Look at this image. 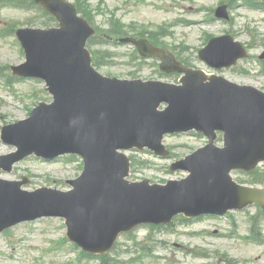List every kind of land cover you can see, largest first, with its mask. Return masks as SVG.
Returning <instances> with one entry per match:
<instances>
[{
    "label": "water",
    "instance_id": "1",
    "mask_svg": "<svg viewBox=\"0 0 264 264\" xmlns=\"http://www.w3.org/2000/svg\"><path fill=\"white\" fill-rule=\"evenodd\" d=\"M39 1L61 28L19 31L26 63L13 71L44 80L54 102L4 129V141L15 145L18 155L0 157V167L9 170L12 160L32 152L45 159L72 152L84 158L85 169L68 194L27 195L0 183V231L41 215L63 216L71 240L87 251L103 252L120 231L139 222L167 223L177 212L223 215L248 204L264 205V189L238 185L229 176L231 170L248 171L264 162L263 93L184 69L143 41L133 42L140 53L159 57L166 72L185 74L181 86L104 78L90 66L84 44L91 31L73 8L62 0ZM216 17L227 18L225 7ZM199 57L220 69L244 52L225 36L210 40ZM161 103L167 107L158 112ZM190 130L202 132L209 144L174 165L190 173L187 179L166 188L124 181L127 163L116 150L146 146L162 153L163 134ZM215 130L223 132V148L213 145ZM83 201L96 207L80 219L77 213L88 210Z\"/></svg>",
    "mask_w": 264,
    "mask_h": 264
},
{
    "label": "rangeland",
    "instance_id": "2",
    "mask_svg": "<svg viewBox=\"0 0 264 264\" xmlns=\"http://www.w3.org/2000/svg\"><path fill=\"white\" fill-rule=\"evenodd\" d=\"M70 1H79L77 5L81 11L90 13L93 27L99 31L109 36L114 33H136L145 38L156 37L161 46L170 49L179 60L189 62L191 68L207 73L213 71L197 60V51L203 48L208 36L230 34L246 46L249 59L238 63L236 70L225 69L217 74L234 83L251 85L264 91V72L254 60L263 51L264 45V12L261 10H251L239 0ZM222 2L230 5L228 23L212 21L213 11ZM40 15L36 10L22 12L4 4L0 6V32H7L11 28L43 29ZM95 50L105 56L103 59L107 65L98 70L104 76L122 80L138 78L143 81L172 82L160 79L151 64L142 65L140 69L128 65L127 55L132 51L131 46L105 45ZM22 62L24 56L14 35L0 36V127L27 119L33 107L50 99L44 83L12 79L11 67ZM241 70L247 71V74L239 72ZM10 76L9 81L7 78ZM163 143L177 154V158L164 161L142 152L131 154L147 161L149 168L130 180L148 179L156 184L179 180L185 177V173L169 174L166 172L169 165L203 147L206 142L192 137H165ZM13 151L0 141V155ZM79 174L73 163L49 165L29 159L17 163L10 174L0 171V178L14 181L26 177L30 183L24 189L28 191L40 187L64 190L63 182ZM233 178L243 179L241 175H233ZM230 216L221 219L204 217L187 227L177 226L171 232L160 235L148 227H137L132 231L137 245L124 241V236L117 241L124 245L122 249H126L121 250L125 251L121 252V264H264V215L257 216V210L251 208L247 213L232 212ZM250 216H255L258 222L254 233L257 241L247 239L251 235V225L247 219ZM63 237L65 228L61 219L17 225L8 233L0 234V264H74L72 260L76 254L67 252L68 246L65 244L56 245ZM143 245L146 246L144 251L141 249ZM199 254H205L207 258Z\"/></svg>",
    "mask_w": 264,
    "mask_h": 264
},
{
    "label": "trees",
    "instance_id": "3",
    "mask_svg": "<svg viewBox=\"0 0 264 264\" xmlns=\"http://www.w3.org/2000/svg\"><path fill=\"white\" fill-rule=\"evenodd\" d=\"M84 16L87 17L86 14H84ZM120 34L122 33H114L113 36H119ZM94 64H96L97 66L103 65V63L99 61V58L96 54H94ZM247 183L250 185H264V170L256 169L249 172L247 174Z\"/></svg>",
    "mask_w": 264,
    "mask_h": 264
},
{
    "label": "bare ground",
    "instance_id": "4",
    "mask_svg": "<svg viewBox=\"0 0 264 264\" xmlns=\"http://www.w3.org/2000/svg\"><path fill=\"white\" fill-rule=\"evenodd\" d=\"M82 206L88 210H86L85 212H81V213H77V216H79L80 219L86 218V217H90V211L94 210L96 205L94 203L91 202H82Z\"/></svg>",
    "mask_w": 264,
    "mask_h": 264
}]
</instances>
